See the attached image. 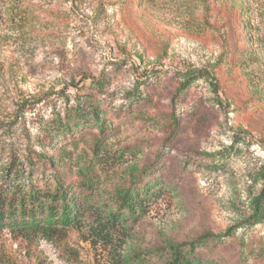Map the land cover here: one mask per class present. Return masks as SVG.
<instances>
[{
  "label": "rangeland",
  "instance_id": "obj_1",
  "mask_svg": "<svg viewBox=\"0 0 264 264\" xmlns=\"http://www.w3.org/2000/svg\"><path fill=\"white\" fill-rule=\"evenodd\" d=\"M14 165L96 198L54 234L0 226V264H119L204 233L205 264H264V0H0V191Z\"/></svg>",
  "mask_w": 264,
  "mask_h": 264
},
{
  "label": "trees",
  "instance_id": "obj_2",
  "mask_svg": "<svg viewBox=\"0 0 264 264\" xmlns=\"http://www.w3.org/2000/svg\"><path fill=\"white\" fill-rule=\"evenodd\" d=\"M2 172L4 178L11 181L12 187L0 191V226L7 224L9 227H18L26 231L54 234L74 222L80 215L82 206L89 205L91 199L96 198L90 188L91 178L80 181L79 191H73L72 184L55 185L52 189L47 185L41 189L36 185L26 187L21 183L23 175L20 166L14 165ZM142 173H147V170H142ZM8 174L11 176L8 177ZM141 176H137V181L134 180L129 187L118 190L115 200L118 208L105 214L108 222L114 223L125 218L126 211L133 213L140 197L144 196L141 194L149 192V184L142 183ZM261 178L264 184V168ZM262 191L264 192V187ZM218 238V235L204 233L190 241L170 243L162 249L136 251L124 255L119 264H152L151 257L156 254L164 258L163 264H205V261L209 260L203 258L199 248Z\"/></svg>",
  "mask_w": 264,
  "mask_h": 264
}]
</instances>
